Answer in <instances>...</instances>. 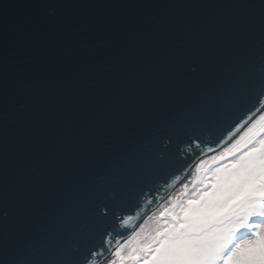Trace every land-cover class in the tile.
<instances>
[{
	"label": "snow or ice",
	"instance_id": "obj_1",
	"mask_svg": "<svg viewBox=\"0 0 264 264\" xmlns=\"http://www.w3.org/2000/svg\"><path fill=\"white\" fill-rule=\"evenodd\" d=\"M37 6L60 20L88 5ZM182 6L258 7L256 46L254 15L217 17L204 33L186 30L147 75L121 79L24 178L23 226L7 197V129L41 119L44 85L10 79L0 44V264H264V0ZM93 30L71 18L56 35Z\"/></svg>",
	"mask_w": 264,
	"mask_h": 264
},
{
	"label": "water",
	"instance_id": "obj_2",
	"mask_svg": "<svg viewBox=\"0 0 264 264\" xmlns=\"http://www.w3.org/2000/svg\"><path fill=\"white\" fill-rule=\"evenodd\" d=\"M68 2L88 6L63 9L61 19L52 20L47 18L46 10L37 6L38 0H0V44L6 49L9 78L35 75L44 85L41 119L10 121L7 129L11 175L7 197L21 226L23 217L17 205L24 196V178L32 174L38 158L55 150L54 140L65 131L78 136L90 122L91 110L111 103V94L121 79L137 69L147 75L154 65L164 61L186 30L193 35L204 33L217 17L238 20L254 15L256 39L250 43L255 47L258 42V7L217 11L182 6L205 0ZM246 2L258 5L259 0ZM71 18L92 24L94 30L64 40L56 35L57 25ZM113 71L120 76L112 78ZM92 81L96 82L95 94Z\"/></svg>",
	"mask_w": 264,
	"mask_h": 264
}]
</instances>
